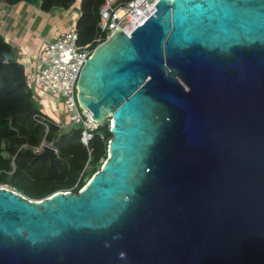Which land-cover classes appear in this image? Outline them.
I'll list each match as a JSON object with an SVG mask.
<instances>
[{
	"label": "water",
	"instance_id": "water-1",
	"mask_svg": "<svg viewBox=\"0 0 264 264\" xmlns=\"http://www.w3.org/2000/svg\"><path fill=\"white\" fill-rule=\"evenodd\" d=\"M76 92L107 159L77 193L0 187V264H264V0H159Z\"/></svg>",
	"mask_w": 264,
	"mask_h": 264
},
{
	"label": "trees",
	"instance_id": "trees-1",
	"mask_svg": "<svg viewBox=\"0 0 264 264\" xmlns=\"http://www.w3.org/2000/svg\"><path fill=\"white\" fill-rule=\"evenodd\" d=\"M23 2L37 5L45 13L68 10L78 2L79 16L75 22L78 44L92 42L98 32V8L102 0H0L7 6ZM96 45L93 43L92 48ZM12 51V46L0 35V54L9 56L7 62L0 63V143L3 144L0 186L31 200H41L56 192L77 193L107 159L110 118L98 127L87 147L80 142L78 129L63 132L50 125L45 135L44 128L33 119L39 111L34 92L26 86L24 69ZM43 138L56 147L58 164L34 160L30 147L38 146Z\"/></svg>",
	"mask_w": 264,
	"mask_h": 264
},
{
	"label": "built area",
	"instance_id": "built-area-1",
	"mask_svg": "<svg viewBox=\"0 0 264 264\" xmlns=\"http://www.w3.org/2000/svg\"><path fill=\"white\" fill-rule=\"evenodd\" d=\"M158 1L102 0L98 8V32L92 42L85 45L78 44L75 22L79 15L75 12V4L68 10L61 9L69 16L67 28L58 32L51 40H42L38 49L27 55L28 59L21 63L25 73V84L33 90L34 96L37 97V93L41 94L42 100L48 105L59 103L58 113L63 119L53 120L40 109L33 115L34 121L44 128L45 135L50 125L63 132L78 129L80 142L85 147L88 146L101 124L94 121L89 110L81 109L77 101L76 85L82 67L93 52L92 44L103 43L116 29L130 34L153 15ZM8 59L9 56L5 55L3 62H7ZM2 146L0 143V147ZM43 147L52 149L54 157L58 158L56 147L45 138L38 146L30 147V150L33 155H37L42 152Z\"/></svg>",
	"mask_w": 264,
	"mask_h": 264
},
{
	"label": "crops",
	"instance_id": "crops-1",
	"mask_svg": "<svg viewBox=\"0 0 264 264\" xmlns=\"http://www.w3.org/2000/svg\"><path fill=\"white\" fill-rule=\"evenodd\" d=\"M75 7L77 11L78 2ZM68 19L67 12L60 9L45 13L31 3L23 2L14 6L0 3V35L12 46V56L19 63L25 62L27 55L33 54L42 40H51L66 29Z\"/></svg>",
	"mask_w": 264,
	"mask_h": 264
},
{
	"label": "rangeland",
	"instance_id": "rangeland-1",
	"mask_svg": "<svg viewBox=\"0 0 264 264\" xmlns=\"http://www.w3.org/2000/svg\"><path fill=\"white\" fill-rule=\"evenodd\" d=\"M75 12L78 13L77 11H75ZM35 101H36V104L38 106V109L45 112L51 119L58 120L61 118V115L58 113L59 103H55L54 105L53 104L48 105V103H45L42 100L41 94H39V93H37V97H35ZM61 119H63V118H61ZM2 187L9 189L8 187H5V186H2Z\"/></svg>",
	"mask_w": 264,
	"mask_h": 264
},
{
	"label": "clouds",
	"instance_id": "clouds-1",
	"mask_svg": "<svg viewBox=\"0 0 264 264\" xmlns=\"http://www.w3.org/2000/svg\"><path fill=\"white\" fill-rule=\"evenodd\" d=\"M21 64V63H20Z\"/></svg>",
	"mask_w": 264,
	"mask_h": 264
}]
</instances>
